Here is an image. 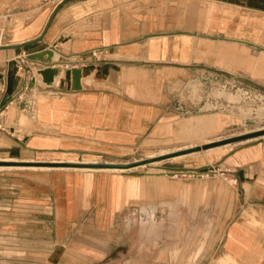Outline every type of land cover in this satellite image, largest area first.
<instances>
[{
	"label": "crops",
	"instance_id": "crops-1",
	"mask_svg": "<svg viewBox=\"0 0 264 264\" xmlns=\"http://www.w3.org/2000/svg\"><path fill=\"white\" fill-rule=\"evenodd\" d=\"M0 50L9 75L0 121L11 134L0 133V160L130 152L175 125L192 135L190 129L206 132L217 124L172 121L166 89L182 72L206 68L264 79V0H68L58 8L42 0H0ZM46 50L52 60L29 59ZM94 50L106 51L105 60L84 66L81 59ZM68 63L83 72L81 90H72V70L64 68L52 84L44 82L41 71ZM235 155L237 167L263 169L264 146ZM20 167L0 171V264L100 263L107 256L100 244L111 230L100 224L134 205L145 212L142 230L157 228L148 208L159 203L175 218L176 203L163 193L166 176L126 180ZM241 183L245 192L251 186L245 177ZM108 184L106 213L100 204ZM92 199L97 210L86 226ZM246 230L230 226L226 259L240 263L234 249Z\"/></svg>",
	"mask_w": 264,
	"mask_h": 264
},
{
	"label": "rangeland",
	"instance_id": "rangeland-1",
	"mask_svg": "<svg viewBox=\"0 0 264 264\" xmlns=\"http://www.w3.org/2000/svg\"><path fill=\"white\" fill-rule=\"evenodd\" d=\"M4 74L9 78L5 71L2 77ZM255 79L238 71L206 68L192 69L182 72L179 79L176 77L174 85L166 89L170 111L174 114L172 121L177 124L199 119L217 121L215 127L206 132L197 127L191 130L192 135L181 134L175 125L161 135L150 136L142 146L130 152L102 156L62 154L53 158V161L64 163L0 160V166L46 167L52 169L37 171L81 176L93 171L94 174L120 175L126 180L166 176L163 193L165 200L176 203L175 218L169 207L159 203L158 207L148 208L157 224L153 232L142 230L145 212L138 205L115 216L109 224L98 222L101 227L107 225L111 230L100 244V250L107 251V256L96 264H264V166L263 169L261 166L259 169L239 168L232 161L240 151L264 146V79ZM5 92L6 88L0 95ZM3 110L1 108L0 112ZM194 146H205L206 150L213 151L201 150L188 155L192 150L186 148H196ZM179 154L187 156L173 159ZM70 160L76 163H67ZM96 162L98 165L92 164ZM107 163L124 166H113L118 170L99 168L100 164ZM243 170L247 172L244 174ZM178 171L211 173L208 178L190 175L175 178L171 173ZM226 177L228 181H225ZM243 177L251 183V186H245L246 192L241 183ZM234 179L238 180L236 185L230 182ZM223 183L227 190L221 194ZM109 186L100 204L106 213ZM256 191L260 197L255 196ZM91 201L92 206L85 214L86 226L93 223L97 210L96 199ZM253 219L261 224L252 226ZM104 220H108L106 216ZM234 223L247 229L240 233L244 239L239 240L234 249L240 263L226 259L225 244Z\"/></svg>",
	"mask_w": 264,
	"mask_h": 264
},
{
	"label": "built area",
	"instance_id": "built-area-1",
	"mask_svg": "<svg viewBox=\"0 0 264 264\" xmlns=\"http://www.w3.org/2000/svg\"><path fill=\"white\" fill-rule=\"evenodd\" d=\"M44 5H52L54 6V8H58L61 5H63L66 1L68 0H42ZM57 46V45H56ZM107 52L106 51H99V50H94L90 53V55L86 56L84 59H81V62L84 64V66L86 64L91 63L92 61H95V63H99L105 60V56H106ZM26 61L25 59L22 60V62L20 63V65H18V71H21L23 69V66L25 65ZM53 69H56L59 71V69L64 68V69H68L69 70H73L75 68H77V65L75 63H68L67 65L63 66V65H53L52 66ZM2 79V84H0V94L2 92H4L5 88H6V84L8 81V76H6V74H4V76L1 78ZM25 90H28V86L25 88ZM24 96V93L21 94L19 96V99H22ZM2 116V112H0V118ZM7 133L9 135H11L9 133L8 128L0 121V133ZM211 172H204V173H198L197 171H178V172H173L171 173L172 175H174L175 178H178L179 176H183L186 177L187 175L190 176H198L201 178H208L210 176ZM192 174V175H191ZM223 176L225 175V173L222 174ZM225 181H228L229 178L226 177L224 178ZM231 183H233L234 185H236L238 183L237 179L231 180Z\"/></svg>",
	"mask_w": 264,
	"mask_h": 264
},
{
	"label": "water",
	"instance_id": "water-1",
	"mask_svg": "<svg viewBox=\"0 0 264 264\" xmlns=\"http://www.w3.org/2000/svg\"><path fill=\"white\" fill-rule=\"evenodd\" d=\"M45 56H49L50 59L52 60V58L54 57V53L51 50H46V51H43V52L35 54V55H30L29 59L42 61V60H44ZM3 73H4V67H2L0 65V77H2ZM41 75L43 76V80L45 83L52 84L54 82L55 76L57 75V70L53 69L51 67V68H48L46 70L41 71ZM82 75H83V72L81 69L75 68L72 70V90H75V91L81 90V88H82L81 87ZM206 149H207V147H205V146L203 148L196 147V148L190 149L192 151L189 153L197 152V151H201V150H206ZM181 155H184V154H179L177 156H181ZM3 163H9V162H3ZM18 164H20V163H18ZM80 165H82V164H80ZM94 165H98V164L96 163ZM99 166H100L99 168H115L113 166H124V165H116L113 163H107V164H100ZM119 169H121V168H119Z\"/></svg>",
	"mask_w": 264,
	"mask_h": 264
},
{
	"label": "bare ground",
	"instance_id": "bare-ground-1",
	"mask_svg": "<svg viewBox=\"0 0 264 264\" xmlns=\"http://www.w3.org/2000/svg\"><path fill=\"white\" fill-rule=\"evenodd\" d=\"M1 51V50H0ZM197 128V127H196ZM195 128V129H196ZM191 130L192 129H190L189 131L191 132ZM211 143V142H210ZM194 147H197V146H194ZM193 147H191V148H186V149H192ZM181 150H183V149H181ZM178 151H180V150H178ZM213 151V149H209V150H206V151H204V152H212ZM193 154H196V153H192V154H188V155H193ZM161 155H165V154H161ZM187 155H181V156H177V157H175V158H173V159H177V158H181V157H186ZM56 163H64V162H56ZM67 163H76V162H67ZM84 163H86V162H84ZM97 163V162H96ZM96 163H92V164H96ZM15 167H17V166H0V168H2V169H4V168H15ZM20 168H28V167H20ZM30 168H46V167H30ZM55 169V168H54ZM63 169H68V168H63ZM75 169V168H74ZM82 169H90V168H82ZM91 170H97V169H91ZM104 170H108V169H104ZM113 170H118V169H113Z\"/></svg>",
	"mask_w": 264,
	"mask_h": 264
}]
</instances>
